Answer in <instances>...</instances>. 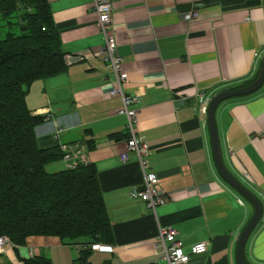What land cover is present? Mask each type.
<instances>
[{
  "label": "crops",
  "instance_id": "obj_1",
  "mask_svg": "<svg viewBox=\"0 0 264 264\" xmlns=\"http://www.w3.org/2000/svg\"><path fill=\"white\" fill-rule=\"evenodd\" d=\"M48 3L66 70L28 88L31 113L54 117L36 126V142L49 148L93 141L83 154L97 170L113 240L69 244L57 236L31 235L25 244L7 247L0 264H22L40 255L51 264H75L82 249L88 252L81 264H166L162 247H156L158 224L174 227L186 251L205 242L206 251L192 255L189 264H237V237L253 206L217 172L207 112L197 109V94L210 101L255 76L264 56V0H203L192 22L182 16L191 0H112L117 52L128 75L124 90L138 97L132 105L136 136L150 147L149 169L167 196L155 214L128 194L142 175L133 152L126 161L120 158L126 116L117 113L121 98L108 94L113 79L98 53L104 41L92 0ZM215 117L227 170L262 206L243 256L249 264H264V82L255 92L224 99ZM54 122L64 128L59 138ZM48 165L65 168L64 161Z\"/></svg>",
  "mask_w": 264,
  "mask_h": 264
},
{
  "label": "trees",
  "instance_id": "obj_2",
  "mask_svg": "<svg viewBox=\"0 0 264 264\" xmlns=\"http://www.w3.org/2000/svg\"><path fill=\"white\" fill-rule=\"evenodd\" d=\"M64 54L48 0H0V235L15 246L31 235L69 244L113 240L94 164L48 172L45 165L62 153L58 145L40 148L36 142V126L49 118L31 113L26 94L35 80L66 70ZM87 252L82 249L74 263ZM22 261L51 264L42 255Z\"/></svg>",
  "mask_w": 264,
  "mask_h": 264
},
{
  "label": "built area",
  "instance_id": "obj_3",
  "mask_svg": "<svg viewBox=\"0 0 264 264\" xmlns=\"http://www.w3.org/2000/svg\"><path fill=\"white\" fill-rule=\"evenodd\" d=\"M93 9L96 13V26L102 35L104 45L98 52L102 55L103 61L110 70L113 86L108 91L110 96L118 95L121 98V106L117 113L126 116V129L129 134L125 141V151L120 154L122 161H126L128 152H133L137 158L142 180L140 183L132 184L128 194L130 197L142 199L148 208L155 214L156 207L163 203L167 196L158 185V178L155 172L149 169L148 155L150 147L143 141H140L135 132L136 109L132 105L138 101L136 95L126 93L124 83L128 75L124 69V60L117 52L118 41L116 30L112 17V0H92ZM203 0H191L190 9L182 14L187 22L195 21L199 16V9L202 7ZM176 95L184 100L181 91H176ZM202 92H198L200 104L197 109L206 114L209 101L203 100ZM48 117H51L48 114ZM54 120V119H53ZM54 137L59 138L64 128L61 124L54 122ZM58 147L62 153V160L65 168L74 169L79 165L86 164L84 150L87 148L84 142H58ZM241 203V200H239ZM177 230L171 225L162 226L158 224V233L156 237V247L160 245L163 251V261L166 264H189L192 255L204 253L207 249L204 241H198L189 246L186 251L183 242L177 237ZM15 246L6 235H0V254L7 247ZM90 246V245H86Z\"/></svg>",
  "mask_w": 264,
  "mask_h": 264
},
{
  "label": "water",
  "instance_id": "obj_4",
  "mask_svg": "<svg viewBox=\"0 0 264 264\" xmlns=\"http://www.w3.org/2000/svg\"><path fill=\"white\" fill-rule=\"evenodd\" d=\"M263 82H264V56L261 59V64L258 74L251 83L242 87L224 89L222 91H219L210 99L206 111L207 124L210 133L213 159L216 170L219 173L220 177L227 184H229L233 189H235L242 197L250 201V203L253 206V214L250 217V219L247 221L246 225L243 227L237 238L236 251H235L237 264H249L244 259L243 247L252 229L256 226L257 222L261 218L262 206L260 200L238 178L233 176L227 170L222 158L215 114H216L217 106L224 99L235 95L249 94L255 92L260 88Z\"/></svg>",
  "mask_w": 264,
  "mask_h": 264
},
{
  "label": "rangeland",
  "instance_id": "obj_5",
  "mask_svg": "<svg viewBox=\"0 0 264 264\" xmlns=\"http://www.w3.org/2000/svg\"><path fill=\"white\" fill-rule=\"evenodd\" d=\"M11 20H15V18L12 17ZM61 161H62V160L60 159L59 162H58V161H56V162L61 164ZM56 162H55V163H56ZM55 163L52 162V163H49V164H50V165H54ZM61 166H62V165H61ZM56 168H57V169H56ZM56 168H51L48 164L45 165V169H46V171H48V172H54V171L59 170L58 167H56ZM245 201H246L247 204H249V202L247 201V199H245ZM249 205H250V204H249Z\"/></svg>",
  "mask_w": 264,
  "mask_h": 264
}]
</instances>
